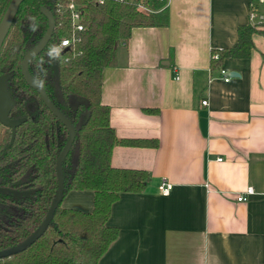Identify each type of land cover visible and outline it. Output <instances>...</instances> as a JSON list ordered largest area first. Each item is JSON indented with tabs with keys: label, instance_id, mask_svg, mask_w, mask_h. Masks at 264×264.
<instances>
[{
	"label": "crops",
	"instance_id": "1",
	"mask_svg": "<svg viewBox=\"0 0 264 264\" xmlns=\"http://www.w3.org/2000/svg\"><path fill=\"white\" fill-rule=\"evenodd\" d=\"M250 3L168 0L166 26L118 43L102 79L110 124L119 139L158 145L113 149V167L150 180L113 204L119 234L100 264H264V25L248 59L212 60L237 45ZM220 68L237 75L225 82ZM61 205L90 213L94 192L71 191Z\"/></svg>",
	"mask_w": 264,
	"mask_h": 264
},
{
	"label": "trees",
	"instance_id": "2",
	"mask_svg": "<svg viewBox=\"0 0 264 264\" xmlns=\"http://www.w3.org/2000/svg\"><path fill=\"white\" fill-rule=\"evenodd\" d=\"M10 1L0 0V21ZM74 1L83 6L84 31L73 33L68 9L71 0H24L0 50V77L8 76V90L15 101L10 117L26 118L13 142L11 129L0 123V188L31 192L28 196L0 193V250L22 243L45 219L58 187L57 159L69 136L22 75L24 56L49 28L43 9L53 14L55 29L45 49L30 62L29 71L77 129L63 165L64 196L74 190L92 191L94 207L85 213L60 204L52 223L36 242L18 254L0 258V264H100L119 234L108 224L113 204L124 193H142L150 180L144 170L111 164L117 145L156 147L158 143L117 137L110 124V107L102 103V79L104 70L115 64L118 43L129 40L134 29L168 24L167 2L143 0L146 9H140L137 4L116 0L104 4ZM262 26L240 27L237 45L217 51L220 59L214 62L248 59L254 49L252 36ZM64 39L72 42L62 48ZM54 56L58 76L52 69ZM72 96L85 98L87 106L72 108ZM87 114L89 119L84 123Z\"/></svg>",
	"mask_w": 264,
	"mask_h": 264
},
{
	"label": "water",
	"instance_id": "3",
	"mask_svg": "<svg viewBox=\"0 0 264 264\" xmlns=\"http://www.w3.org/2000/svg\"><path fill=\"white\" fill-rule=\"evenodd\" d=\"M23 1L24 0H11L0 21V50L9 34V31L13 25V22L17 16V13ZM43 12L49 20V28L46 34L44 35V37L41 39V41L34 48L28 51L27 54L24 56V59L22 61V75L26 83L30 87L38 91L44 104L67 128L69 136H68V140L64 148L60 152L58 159H57L56 171H57V177H58V187H57L55 197L51 203V206L46 214L45 219L43 220L41 225L36 229V231L32 235H30L26 240H24L22 243L16 246H13L11 248L0 250V258L9 257V256L18 254L26 250L45 233V231L48 229V227L52 223L54 215L59 205L62 203V200L64 198V193H65V176H64V170H63L64 161L66 160L69 153L71 152L72 147L76 140V135H77V129L75 125L61 110H59L53 104V102L48 97L44 87L32 77L29 71L30 62L32 61L34 57L39 55L45 49L55 29V18L53 14L46 9H43ZM52 69L55 75L58 76L59 65H58L56 56L53 57ZM236 75L237 74H234V73L231 74V76H234V77ZM7 81H8L7 75H3L2 77H0V122L4 126L12 129V132H13L12 141H13L17 127H19L25 121V118H19L15 120H11L9 118V115L13 107L15 106V101L12 99L11 94L8 90ZM70 102H71L72 108L74 109H77L81 105L87 106L88 104V101L85 98L77 97V96H72L70 98ZM88 119H89V115L87 114L83 122L86 123ZM0 193H16L18 196H28L31 192L29 191L15 192L10 189L0 188Z\"/></svg>",
	"mask_w": 264,
	"mask_h": 264
},
{
	"label": "built area",
	"instance_id": "4",
	"mask_svg": "<svg viewBox=\"0 0 264 264\" xmlns=\"http://www.w3.org/2000/svg\"><path fill=\"white\" fill-rule=\"evenodd\" d=\"M106 0H97L99 4H104ZM120 3H133L137 4L140 9H146L142 3L143 0H116ZM168 3V0H160ZM68 9L71 12V22H72V28L73 33H80L85 30V14L83 11V6L76 3L74 0H71V2L68 4ZM250 24L253 26H262L264 25V0H251L250 3ZM71 39H64L61 42V47H68L71 44ZM220 59L219 53H213L212 54V60L217 61ZM220 77L224 79L225 82H229L231 80V74L224 68L219 69ZM178 78V77H177ZM202 104L204 106L208 105L207 101H203ZM172 184L168 182H163L159 186V190L162 195L168 196L172 190ZM254 194L253 188H248L246 190V193L241 194L238 196L237 200L247 201L248 198Z\"/></svg>",
	"mask_w": 264,
	"mask_h": 264
},
{
	"label": "flooded vegetation",
	"instance_id": "5",
	"mask_svg": "<svg viewBox=\"0 0 264 264\" xmlns=\"http://www.w3.org/2000/svg\"><path fill=\"white\" fill-rule=\"evenodd\" d=\"M12 99H13V98H12ZM14 107H15V106H14ZM14 107H13V108H14ZM58 109H59V108H58ZM12 110H13V109H12ZM59 110H60V109H59ZM11 112H12V111H11ZM10 114H11V113H10ZM9 118H10L11 120L19 119V118H11L10 115H9ZM20 118H24V117H20ZM25 121H26V118H25ZM25 121H24V122H25ZM24 122H23V123H24ZM0 123H1V122H0ZM1 124H2V123H1ZM2 125H3V124H2ZM3 126H4V125H3ZM5 127H6V126H5ZM7 128H9V127H7ZM17 128H18V127H17ZM10 129H11V128H10ZM16 130H17V129H16ZM11 131H12V129H11ZM15 135H16V133H15ZM12 136H13V132H12ZM14 138H15V137H14ZM11 142H13V141L11 140Z\"/></svg>",
	"mask_w": 264,
	"mask_h": 264
}]
</instances>
